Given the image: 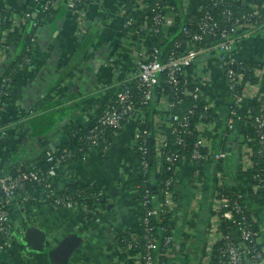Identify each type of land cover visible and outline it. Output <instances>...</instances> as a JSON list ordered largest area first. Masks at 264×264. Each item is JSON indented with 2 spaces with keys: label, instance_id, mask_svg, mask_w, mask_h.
Listing matches in <instances>:
<instances>
[{
  "label": "crops",
  "instance_id": "obj_1",
  "mask_svg": "<svg viewBox=\"0 0 264 264\" xmlns=\"http://www.w3.org/2000/svg\"><path fill=\"white\" fill-rule=\"evenodd\" d=\"M27 1L9 0L8 4L21 12ZM117 2L90 0L89 29L83 34L85 38L79 36L76 15L72 12H65L62 19L47 16L42 20L37 33L31 37V60L15 70L10 94L3 100L0 116L5 132L0 135V163L4 171L15 172L21 164L45 159L47 151L66 143L76 126L89 127L98 110L108 107L121 84L132 76L135 55L128 50L122 53L115 73L107 66L109 57L119 50L124 35L122 19L112 17ZM2 3L0 0V5ZM198 4L196 1L191 10ZM108 17H111L110 26L106 24ZM26 27L20 34H25ZM86 40L92 41V45L82 53ZM16 50L10 52L5 63L15 57ZM235 52L240 60L264 64V37L241 39ZM202 61L207 65L204 69L208 79L198 68L194 72L198 77L195 82L216 110L225 116L234 102L228 91L223 63L213 53L207 54ZM60 88L64 92L61 97L56 94ZM49 95L52 99L44 103ZM248 107L249 102L244 104L242 117ZM163 126L169 132V124L165 122ZM241 127L238 121L237 128ZM137 128V120H129L123 129L111 133L108 149L102 145L91 146L82 159L65 165V171L57 178L62 185L71 181L86 182L106 193L107 204L102 215L85 220L87 211L82 205L54 207L44 195L34 207L31 223L45 231L52 245L70 233L84 236V244L69 264H135L129 259L123 261L122 249L117 245L118 236L138 234L142 228L139 192L127 183L124 175L126 168L138 170L140 167V154L135 147ZM206 133L215 140L213 134ZM214 142L225 147L219 135ZM224 167L228 175L227 188L246 194L248 209L258 215L264 225V198L253 193L252 172L242 171L235 152L224 162ZM197 170L196 164L186 161L176 172L172 213L175 242L169 264H199L203 252L210 219L208 203L213 167L202 165L201 172L207 184L199 201H196L195 186ZM195 202L199 205L197 212L194 211ZM26 217L22 211H12V222L20 229L16 231L12 246L0 250V264H51L46 251H35L24 245L21 236Z\"/></svg>",
  "mask_w": 264,
  "mask_h": 264
},
{
  "label": "built area",
  "instance_id": "obj_2",
  "mask_svg": "<svg viewBox=\"0 0 264 264\" xmlns=\"http://www.w3.org/2000/svg\"><path fill=\"white\" fill-rule=\"evenodd\" d=\"M8 1L3 0L1 5L11 9L12 14L9 18L11 26L0 36V113L3 110L4 98L10 94L5 88L7 79L1 73L11 52L7 43L8 36L11 32L20 34L30 23L33 27L40 24L37 21L31 22L29 11L19 12L12 9ZM36 1L39 2L42 12H50L65 5L66 12L69 11L76 15L80 37L89 29L87 19L89 7L87 8L88 5H86L88 0ZM168 1L153 2L154 14L149 17L148 9L151 7L152 0H135L131 4L132 11L130 12H128L126 0H118L112 17L122 19L124 35L119 50L109 57L107 66L115 73L119 69L120 58L122 59L123 54H126L128 50L135 55V69L132 76L121 84L112 103L99 117L97 123L89 126L91 127L89 141L91 146L102 145L106 150L109 147L106 131L114 132L121 129L122 125L133 118L138 124L145 121L144 111L137 107L134 92L130 86L132 82H136L137 90L141 91L142 105L153 99L158 100L159 114L154 118V140L153 144H150L157 171H160L166 163H177V172L180 165L186 161L201 162L213 167V185L210 189L208 203L209 227L199 264H264V225L258 215H254L248 209L246 194L240 191H234L233 196L225 193L228 175L218 167L233 157L234 152L237 153L242 171L252 172L253 193L262 195L264 198V166H258L259 160L264 164V64L260 67H248L244 60L236 56L235 52L236 44L241 39L252 36L264 37V4H251V10L247 12L238 11L234 6V3H244V0H180V5L185 12L197 11L200 16L196 22L190 23L191 27L183 28L184 35L190 40L186 43V50L180 53L173 51L165 60H162L160 50L158 48L149 50L145 45V40L146 36L161 34L175 24L177 15L174 7L167 4ZM196 1H199V4L192 11L191 7ZM215 9H219L220 13H215ZM108 19L106 24L110 26L111 17ZM136 38L140 40L139 46L134 44ZM211 53L216 54L223 63L228 91L234 102L225 116L217 111L214 103L203 94L200 85L195 82V88L191 91L186 79L187 70L190 67L194 72L195 69H201L204 71L203 76L208 79L207 71L204 69L207 65L202 58ZM30 60L31 56L26 58L27 63ZM23 66L24 64L21 63L20 68ZM249 71L253 72L255 81L247 77ZM161 74L167 76L166 83L172 87L174 95L169 96L160 89ZM192 76L196 81L197 74L193 73ZM180 94L194 101L185 114L173 112L184 101ZM197 102L203 103L202 110L198 109V112ZM247 102H249V107L242 117L241 111ZM198 113H200L201 120L196 125L198 138L192 155L188 157L178 151L169 150V136L176 135V143L183 145L184 139L181 133L188 127L190 119ZM238 121L242 124L240 129L237 128ZM165 122L169 124V132L164 130ZM220 122H225L224 126ZM250 129H253V135L246 134ZM206 131L213 134L215 140L210 139ZM4 132L0 116V135ZM145 134L137 129L135 147L140 156L147 153ZM218 135L225 142L224 148L217 146L214 142ZM57 153L58 150L55 148L47 151L45 160L51 163V166L46 171H40L34 166L25 170L21 164L14 173L6 172L0 163V233L7 237L5 242L0 243V250H6L12 246L16 231L20 229L12 222L11 214L12 211H22L26 214L23 209L24 204L32 197L23 192L28 183H38L45 192L46 201L54 207L81 205L56 194L57 178L63 173L62 166L60 167V162L57 160ZM64 156L65 154L62 155L63 159H65ZM142 165L147 166L145 159L142 160ZM124 175L128 178L125 170ZM175 177L176 175L162 181L163 187L160 183L158 197L147 193L142 202V205L147 208L141 222L145 229L146 239V253L142 256L144 264H154L153 253L160 247L158 233L150 225L151 218L173 213ZM206 184V176H202L198 169L195 183L196 201L203 197ZM82 206L86 209V206ZM198 209V202H195L194 211ZM31 219L30 216L26 217L27 223L23 231L29 224H32ZM174 242L173 232L164 237L168 260L174 253ZM133 243H138V241L135 239L134 242L127 243L126 246L121 247L122 251L129 253L134 246ZM126 259L134 261L135 264H141L142 261L140 256L130 254H127L123 261Z\"/></svg>",
  "mask_w": 264,
  "mask_h": 264
},
{
  "label": "trees",
  "instance_id": "obj_3",
  "mask_svg": "<svg viewBox=\"0 0 264 264\" xmlns=\"http://www.w3.org/2000/svg\"><path fill=\"white\" fill-rule=\"evenodd\" d=\"M157 0H152L151 7L148 9V15L151 17L154 13L152 10V4ZM135 2V0H126V6L128 8V12L131 10V4ZM169 5L173 6L176 12V22L173 26L169 28L168 31H165L158 35L153 36H146L145 45L149 50H152L154 48H158L161 53L162 60H165L173 51L174 52H183L186 50V43L190 41L186 38L184 35L183 28L186 26L191 27V22H196L197 19L200 16V13L197 11H193L192 13H187L184 11V9L180 5V0H169ZM251 4H264V0H244V3H234L235 9L238 11L243 10L249 12L250 5ZM87 8L90 5V1H86ZM25 11L30 12V20L31 22H39L41 24L42 20L46 18L47 16H53L57 19H62L64 16L65 5H61L57 9H53L50 12H42L40 9L39 2L36 0H28L26 4ZM48 13L50 15H48ZM215 13L219 14L220 10L215 9ZM12 14L11 9L4 8L0 5V36L6 30L11 26V20H9L10 15ZM220 17V15H218ZM40 24L37 27H33V25L30 23L26 27L25 34H18L11 32L8 36L7 43L10 46V50L12 51L14 48H17L16 55L13 57V59H10L8 63L6 62L1 70V73L3 77H5L7 80L5 81V88L7 91L10 90V86L13 84V73L15 70L20 68V64L23 63L24 66H26V58L30 57L31 55V49H32V40L31 37L37 33ZM30 25V26H29ZM86 35H83V38H85ZM134 44L136 46L140 45V40L135 39ZM83 44V43H82ZM92 45V41L86 40L83 44L82 50L86 53L87 48H89ZM81 51V50H80ZM245 64L248 65V67L254 68V67H260L262 64L255 63V62H248L245 61ZM238 70H241L238 68ZM194 73L193 68L190 67L187 70V76L186 79L188 80V87L192 91L195 88V81L192 76ZM247 77L253 81L256 80L253 72L249 71L247 72ZM167 76L165 74L160 75V89L164 91L167 95L171 96L173 94L172 87L166 83ZM133 94H134V100L136 102V105L138 108H140L141 111H144L145 114V121L138 124V130L142 131L146 136V142H147V153L141 154L140 156V167L138 170H132L131 168H126L125 171L128 174L127 183L132 186L133 188H136L139 192L141 202L145 200V197L147 193L153 197H158L160 194V183L162 187L166 179H169L170 177L175 176V172L178 168L177 163H166L164 167L161 168L160 171H157L155 167V163L153 161V152L150 153V144H153L154 140V118L158 112V100L153 99L147 104L142 105L141 104V91L137 90V83L132 82L130 84ZM56 94L58 96H63L64 92L60 88L56 91ZM181 95V94H180ZM60 97L58 100H60ZM181 98L184 100L181 105H179L177 108L174 109L173 112L178 114H185V112L192 107L194 101L190 97H183L181 95ZM52 99V95H49L44 103ZM197 112L198 109L202 110L203 103L197 102ZM46 106V105H45ZM108 107L104 109H99L97 115L95 116L92 124H96L99 117L104 113V111ZM200 113L194 115L190 119V123L188 127L182 131L181 137L184 139V144L179 145L176 143L177 137L176 135H170L169 136V150L172 151H178L183 155H186L190 157L193 152L194 144L198 138L197 133V122L201 120L199 118ZM215 116V115H212ZM124 123V122H123ZM127 123V122H126ZM125 123V124H126ZM221 123V122H220ZM124 125H122V128H124ZM223 126L225 122L221 123ZM117 129V130H121ZM111 133L112 131H106V138L108 139V145H110V139H111ZM91 134V127H80L76 126L71 133V135L68 137L65 144L62 146H58L55 148V150H58L57 153V160L60 162V167L62 166V172H64L65 165L75 162L78 159H82L87 151L91 147V143L89 141V135ZM246 134H254L253 129L248 130V133ZM224 142V141H223ZM225 144V142H224ZM224 146V145H223ZM221 147V146H220ZM64 150H67V152H64ZM65 154V159L62 158V155ZM146 160L147 166L142 165V160ZM195 164L197 162H194ZM23 168L25 170L30 169L31 167H35L39 169L40 171H46L50 166L51 163L47 162L45 159H42L40 161H35L33 163H24L22 164ZM197 168L199 169L201 175L203 176V172H201L202 169V163L199 162L196 164ZM259 167H263L264 164L261 160H259L258 163ZM219 168L222 170L225 169L224 165H218ZM16 171V170H15ZM14 173V172H12ZM56 194L60 197L66 198L67 200L86 206V218L85 220L91 219L92 217H98L99 215H102L100 213H103V207L107 204V197L106 193L100 191L95 186L86 183V182H77V181H71L67 184H60L57 182L56 185ZM225 193L229 195H234V191H230L228 188L224 189ZM31 195L30 199L25 202L24 204V211L25 213L31 217L32 212L34 211V207L38 203L41 196L45 194V192L42 190L41 186L38 183H28L26 186V189L23 191ZM25 193V194H26ZM92 194V195H91ZM176 197V196H175ZM154 199V198H152ZM52 203V202H51ZM147 208H145L141 204V213H140V221L142 222V219L144 218L146 214ZM150 225L154 228L155 232L158 233V238L160 241V247L153 253V259L154 264H169L168 258H167V246L164 243V237L166 235L172 234V213H167L164 215H161L159 217H152ZM225 230V229H224ZM226 233V231H224ZM6 236H4L2 233H0V243L5 242ZM135 239L138 241V243H133L134 246L132 250L127 253L123 252L121 257L124 259L127 254L131 256H140L142 260V256L146 253V239H145V229L142 226L140 232L138 234H123L118 236V247H124L127 245V243H132L135 241ZM141 264H144L143 260L141 261Z\"/></svg>",
  "mask_w": 264,
  "mask_h": 264
},
{
  "label": "water",
  "instance_id": "obj_4",
  "mask_svg": "<svg viewBox=\"0 0 264 264\" xmlns=\"http://www.w3.org/2000/svg\"><path fill=\"white\" fill-rule=\"evenodd\" d=\"M152 152V145H150V153ZM21 239L24 245L32 250L46 251L51 264H69L85 242L84 236L80 233H70L60 239L56 245H52V240L48 238L45 231L33 224H29L24 229Z\"/></svg>",
  "mask_w": 264,
  "mask_h": 264
}]
</instances>
